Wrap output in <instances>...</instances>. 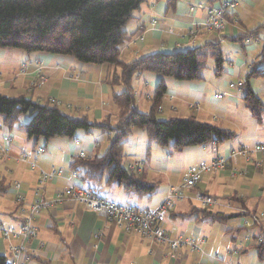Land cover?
Instances as JSON below:
<instances>
[{
    "label": "crops",
    "instance_id": "crops-1",
    "mask_svg": "<svg viewBox=\"0 0 264 264\" xmlns=\"http://www.w3.org/2000/svg\"><path fill=\"white\" fill-rule=\"evenodd\" d=\"M144 4L126 27L132 37L142 34L143 41L136 46L126 42L120 47L123 62L130 63L155 54L186 52L210 44H218L225 59L221 75L216 74V64L210 59L201 81L165 79L167 94L162 103V119L193 117L235 134L233 140L219 146L187 148L179 153L154 145L148 157L149 142L145 132L133 129L125 142L126 165L143 163L147 180L159 184L157 197L149 196L144 200L125 192L119 184L104 185L100 196L122 206L155 211L170 190L180 186L189 168L210 163L218 156L228 157L232 151L252 150L264 144V118L259 123L243 100V84L248 74L256 65L264 69L259 64L264 54V0L239 1L229 17L232 22L220 32L205 27L209 18L207 8L195 12L190 8L201 4L218 9L222 0H175L174 9L169 8L168 0H146ZM151 20L158 23L155 29L149 27ZM174 30L178 35L172 33ZM34 60L45 64L46 84L29 94V83L37 74L35 65L31 64ZM210 61L214 65L212 69H209ZM23 63L30 64L25 73L20 72ZM115 72H119V68L84 65L71 57L28 55L17 49L0 50V83H3L0 94L12 98L25 96L42 104L53 99L73 118L115 121L119 109L114 104V96L124 91L122 87L109 84ZM159 82V76L151 73H143L133 81L141 113L151 111V99ZM252 89L264 104V77L253 80ZM15 126L7 127L0 118V154L8 152L7 158H0V182L8 187L7 193L0 196V226L17 228L20 221L15 203V182L21 184L28 202L38 197L53 199L63 189L81 185L79 178H74L71 164L81 154L103 156L112 135L99 130L78 132L73 140L56 139L46 146L41 139H28L26 134H21L22 126L20 129ZM39 148L44 152L40 154ZM262 158L260 154L252 157L254 161ZM244 166L248 167V173L238 175L236 171ZM53 169L62 170L63 175L41 184L42 172ZM224 174L205 175L197 187L199 192L213 199L214 205L209 210L222 213H226V209L233 210L235 214L244 215L242 219L248 214L264 212V163L260 170H255L251 164L238 160L230 163ZM105 187L110 188L105 191ZM194 196L195 191H186V200L175 203L173 211L184 214L192 207L200 208ZM231 196L244 200V207L228 202L226 198ZM232 221L234 226L225 228L195 217L182 220L170 216L164 228L172 239L183 237L201 242L200 249L184 248L173 259L167 245L137 234H125L114 222L68 200L45 211L36 222L38 238L34 244L37 252L31 264H39V261L47 264H264L255 244L261 229L244 228L241 218ZM235 230L243 233L238 240L232 236ZM229 233L233 237L230 240L232 246L226 241ZM0 255L10 256L1 232ZM216 257H220L219 260Z\"/></svg>",
    "mask_w": 264,
    "mask_h": 264
},
{
    "label": "trees",
    "instance_id": "trees-1",
    "mask_svg": "<svg viewBox=\"0 0 264 264\" xmlns=\"http://www.w3.org/2000/svg\"><path fill=\"white\" fill-rule=\"evenodd\" d=\"M146 0H0V50L17 49L28 55L50 54L71 57L84 65L121 68L122 72L111 79L113 85H122L124 91L114 96L119 107L116 120L91 121L87 117L73 118L58 106L35 102L25 96L12 98L0 94V117L12 128L23 116L30 117L25 125L28 139L43 138L46 143L59 138L73 140L80 131L99 130L111 134V142L103 156L78 157L70 169L81 181L83 189L99 197L103 185L117 183L125 192L139 197L154 196L159 184L148 181L126 165L125 142L133 129L145 132L149 145L147 156L155 145L182 152L187 148L219 146L235 138V134L211 124L201 123L196 118H176L161 121L157 109L167 94L165 79L177 82L202 80V73L210 59L216 64V74L221 75L225 64L218 44L172 54H155L131 63L121 60L120 47L132 39L126 27ZM174 9L175 0H168ZM232 22V19H228ZM137 34V33H136ZM264 66V54L259 62ZM258 64V65H259ZM151 73L159 76L160 82L152 99L149 113H141L137 107L133 78L137 74ZM264 77V69L254 67L244 84V103L252 116L263 122L264 104L252 89V81ZM131 166V165H130ZM229 168V166H228ZM138 170V168H137ZM241 172V169L237 171ZM8 191L0 182V196ZM103 199V198H102ZM230 203L244 207V200L228 197ZM19 221L22 215L19 211ZM170 216L187 220L227 223L242 218L241 214H226L209 209L192 207L184 214L171 211ZM256 244L260 259L264 258V238ZM40 264H47L39 261ZM0 264H8V258L0 255Z\"/></svg>",
    "mask_w": 264,
    "mask_h": 264
},
{
    "label": "built area",
    "instance_id": "built-area-1",
    "mask_svg": "<svg viewBox=\"0 0 264 264\" xmlns=\"http://www.w3.org/2000/svg\"><path fill=\"white\" fill-rule=\"evenodd\" d=\"M241 0H222L221 7L213 9L209 6L198 4L197 6L191 7V12L197 10H209V18L205 23V27L214 30L216 32L223 31L226 26L230 23L229 17L233 14L238 3ZM233 17V16H232ZM156 21L153 22V25ZM172 33L178 35L174 30ZM189 36H193V33H189ZM31 64L36 67V77H34L32 86H44L46 83V77L44 73L45 64L40 60H34ZM30 64H22L21 73H25L27 66ZM97 146V145H96ZM40 154L44 152V149L39 148ZM8 155V152H3ZM254 154H260L263 156L261 161H254L252 159ZM26 156L24 155V158ZM81 158H85L84 154L80 155ZM264 159V144L256 146L254 149H240L232 151L228 157L218 156L210 163H204L198 166H193L188 169L183 178L182 186L174 187L170 190L166 200L163 204L155 211H144L134 207L122 206L119 204L112 203L105 199L94 197L89 195L82 185L72 186L63 191V195L57 197L53 202H47L41 198L35 199L32 205L25 203V195L22 192L21 184L18 182L14 183V190L16 192L17 200L21 202L20 212L22 215V222H20L17 228L0 226V232L4 236V240L9 245L11 256L8 258V264H29V253L27 246L29 243L37 237V229L34 226L35 221L41 216V211L50 207L54 202L56 204L62 203L65 200H73L78 204L84 206L86 209L93 211L105 219L114 222V224L124 230L127 233H134L145 237L146 240L152 242H160L167 245L170 248L171 256L173 259L179 251L184 248L192 251L200 249L199 241L186 240L183 237L172 239L164 228L165 221L170 217L171 211L174 209L175 203L183 202L185 200V192L188 187L196 186L205 175L210 174H224L228 169L230 163H236L238 160H244L245 163L251 164L255 170H260L263 167ZM35 167L34 164H32ZM140 167H136V169ZM131 169H135V165ZM237 172V171H236ZM248 173V167L244 166L241 168V172L238 175H246ZM63 175L62 170H51L50 172H42L41 183H45L51 179L60 177ZM235 175V174H234ZM74 178H77L74 174ZM198 202L203 208L212 205V198L197 193ZM55 204V205H56ZM241 225L245 228L261 229V236L259 237L258 243H261L264 238V212L248 214L243 219L241 218ZM18 242V244H17ZM220 257H216L219 260Z\"/></svg>",
    "mask_w": 264,
    "mask_h": 264
},
{
    "label": "rangeland",
    "instance_id": "rangeland-1",
    "mask_svg": "<svg viewBox=\"0 0 264 264\" xmlns=\"http://www.w3.org/2000/svg\"><path fill=\"white\" fill-rule=\"evenodd\" d=\"M145 5V4H144ZM144 7V6H143ZM190 10H191V8H190ZM154 21H156V20H151L150 22H149V27H150V29H155L156 27H157V25H158V23H157V21H156V23L153 25V22ZM214 31V30H213ZM216 32V31H215ZM180 35V34H179ZM195 35V34H194ZM137 37V38H136ZM143 36H142V34L141 35H134L133 37H132V39L130 40V41H128L129 42V46H131V45H138L139 43H141L142 41H143V38H142ZM194 38H195V36H194ZM193 38V39H194ZM120 54H121V52H120ZM125 63V62H124ZM131 63V62H130ZM212 68H214V65H213V62L212 61H210V63H209V69H212ZM21 72V71H20ZM122 72V69L121 68H119V72H115V74H119V73H121ZM114 74V75H115ZM142 74V73H141ZM141 74H137L134 78H133V81L138 77V76H140ZM150 74V73H149ZM114 75H113V77H114ZM46 77V76H45ZM112 77V78H113ZM33 79V78H32ZM31 79V81H30V83H29V86H28V93L29 94H32L36 89H42V88H44V86H42V87H40V86H36V87H34V86H32V83H33V80ZM112 80H110L109 81V84L110 85H112V87H116V86H118V87H121L122 85H113L112 83ZM1 85H0V87L3 85V83L1 82L0 83ZM46 84V83H45ZM121 91V90H120ZM134 93H135V91H134ZM135 95V97H137L138 96V93H135L134 94ZM154 97V96H153ZM153 97H152V99H153ZM165 97V96H164ZM152 99H151V101H152ZM164 100V99H163ZM47 103H51V104H54V105H56V106H58L57 104V101H55V100H53V99H51V100H49V101H47ZM46 103V104H47ZM162 103H163V101L161 102V104L159 105V107H158V109H157V117H158V119L159 120H161V121H167L166 119H162V114H163V110L161 111V109H162ZM114 104L116 105V103L114 102ZM113 104V105H114ZM152 104H153V102H152ZM117 106V105H116ZM59 107V106H58ZM118 107V106H117ZM119 108V107H118ZM1 118V117H0ZM29 120H30V117L28 116V115H26V116H23L22 118H21V121L19 122V124H17L16 126H15V129H20V127L22 126V130L23 131H21V134H23V135H25V130H24V128H25V125L29 122ZM116 120V119H115ZM140 131H142V130H140ZM80 133H83V131H80ZM132 133V132H131ZM59 139H61V138H59ZM63 139V138H62ZM41 140L44 142V145H46V146H48L50 143H46V141L43 139V138H41ZM170 149H172V148H170ZM126 154H127V151H126ZM3 155H5L4 153H3ZM85 155V154H84ZM128 156V155H127ZM2 157H4V158H7L8 157V155H6V156H1L0 158H2ZM94 157V156H93ZM85 158H86V155H85ZM3 159V158H2ZM125 161H126V159H125ZM131 166L133 167L134 166V164H131ZM131 166H129V167H131ZM136 166H139L140 167V169H135L137 172H139V173H143V163H140L139 165H136ZM228 170V169H227ZM227 170H226V172H225V174L227 173ZM232 172H235V171H232ZM141 173V174H142ZM224 174V175H225ZM211 175V174H210ZM234 175V174H233ZM146 176V175H145ZM184 176H185V174L183 175V178H184ZM234 176H236V175H234ZM234 176H232V177H234ZM55 179V178H54ZM54 179H51V180H54ZM203 179V178H202ZM51 180H49V181H51ZM160 180H163L162 179V177H161V179ZM202 181V180H201ZM201 181L196 185V186H192V188L191 187H188L187 188V192H189V191H191V192H193V191H195V196H194V200L195 201H197L198 200V198H197V193H201V192H199L198 190H197V187L199 186V184L201 183ZM163 182V181H162ZM40 183H41V179H40ZM46 183V182H45ZM45 183H41V184H45ZM183 183V182H182ZM182 183L180 184V186H178L179 188L182 186ZM117 183H113L112 185L114 186V185H116ZM15 186V185H14ZM104 186V185H103ZM107 186V185H106ZM110 186V185H109ZM70 187H72V186H70ZM70 187H68V188H70ZM110 188V187H109ZM109 188H107V187H105L104 188V190L106 191V190H108ZM21 189H22V192L24 193V195H25V192L23 191V188L21 187ZM67 189V188H66ZM160 190H161V186H160ZM63 191H65V189H63L62 191H60L53 199H50V200H45V199H43V198H41L42 200H44V201H47V202H53V201H55L56 199H57V197H59V196H61V195H63ZM38 192V191H37ZM102 192V191H101ZM100 192V193H101ZM104 194V193H103ZM202 194V193H201ZM16 195V194H15ZM159 195V194H158ZM203 195V194H202ZM25 197H26V195H25ZM157 197V195L155 196H152L151 198H156ZM209 197V196H208ZM17 196H15V203H16V205H17V211L19 212V210H20V207L22 206V204H21V202H19L17 199ZM40 198V197H39ZM144 200L145 199H149L150 197L149 196H143L142 197ZM211 198V197H210ZM35 199H37V198H35ZM35 199L32 201V202H28L27 201V199L25 198V203L27 204V205H32L33 203H34V201H35ZM185 200H186V198H185ZM184 200V201H185ZM213 200V199H212ZM66 201H68V200H65V201H63L62 202V204L64 203V202H66ZM71 201H73V200H71ZM183 201V202H184ZM198 202V201H197ZM178 203H182V202H178ZM199 203V202H198ZM56 202H54L50 207L48 206V207H46V208H44L42 211H41V213H40V215H43V213L45 212V211H48L49 209H51L53 206L54 207H56V205H60L61 203H58V204H56ZM199 205H200V203H199ZM214 205V201H213V204L212 205H209V206H207V207H205V208H203L202 206H199L201 209H209L210 207H212ZM84 207V206H83ZM85 208V207H84ZM86 209V208H85ZM88 210V209H87ZM225 212L226 213H229V214H231V213H233V210H228V209H226L225 210ZM41 217V216H40ZM40 217L35 221V223H34V226H35V228H36V222L40 219ZM209 223H211V224H213V225H216L217 227H221V226H224L225 228H232L233 226H234V221H232V220H229L227 223H223V224H219V223H214V222H211V221H209ZM245 228V227H244ZM37 229V228H36ZM120 229V228H119ZM120 230H122V229H120ZM123 231V233H125V234H128V235H132V234H134V233H127V232H125L124 230H122ZM243 233H242V231H238V230H235V232H234V234L232 235V236H234V237H237V240L240 238V236L242 235ZM231 236V234L229 233L228 234V236H227V240L226 241H228V243H229V245H231L232 246V244H230L231 243V241L230 240H232L233 239V237ZM142 237V236H141ZM2 238H3V241H4V243H5V245L9 248L10 246L9 245H7V243L5 242V240H4V236L2 235ZM38 238V231H37V237L35 238V239H33L30 243H29V246H27V251L28 250H30V253L28 254L29 255V264H31V263H33L34 262V260L36 259L35 257H34V255L36 254V252H37V249H36V247H35V242H36V239ZM143 239H145V237H142ZM185 239V238H184ZM186 240H189V239H186ZM191 240H193V239H191ZM155 243H160V242H155ZM17 244H18V242H17ZM257 244H259L258 243V240H257ZM233 245H235V243L233 242ZM38 246H41V244H39ZM10 250V249H9ZM10 256H11V251H10ZM9 256V257H10ZM9 257H7V258H9ZM40 264V263H39Z\"/></svg>",
    "mask_w": 264,
    "mask_h": 264
}]
</instances>
